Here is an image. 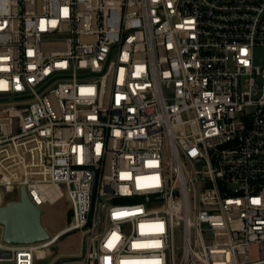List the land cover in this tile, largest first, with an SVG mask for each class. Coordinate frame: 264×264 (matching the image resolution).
<instances>
[{
  "label": "built area",
  "instance_id": "2783aa9c",
  "mask_svg": "<svg viewBox=\"0 0 264 264\" xmlns=\"http://www.w3.org/2000/svg\"><path fill=\"white\" fill-rule=\"evenodd\" d=\"M258 45L264 0H0V208L73 211L0 264H264Z\"/></svg>",
  "mask_w": 264,
  "mask_h": 264
},
{
  "label": "rangeland",
  "instance_id": "374dc122",
  "mask_svg": "<svg viewBox=\"0 0 264 264\" xmlns=\"http://www.w3.org/2000/svg\"><path fill=\"white\" fill-rule=\"evenodd\" d=\"M254 63L264 68V46L254 48ZM11 198L17 197L15 192L9 191ZM43 211L42 221L48 232L53 235L66 228L71 221L73 211L67 196L55 203L45 202L41 205ZM86 231L77 230L64 235L59 241L50 247L48 256L38 260L36 264H57L62 259L79 258L83 254ZM252 259L258 257L256 245L251 247Z\"/></svg>",
  "mask_w": 264,
  "mask_h": 264
},
{
  "label": "water",
  "instance_id": "95a60500",
  "mask_svg": "<svg viewBox=\"0 0 264 264\" xmlns=\"http://www.w3.org/2000/svg\"><path fill=\"white\" fill-rule=\"evenodd\" d=\"M43 211L29 198L26 186L19 200L9 201L0 208V224L5 227V241L12 244H32L50 238L42 221Z\"/></svg>",
  "mask_w": 264,
  "mask_h": 264
},
{
  "label": "snow or ice",
  "instance_id": "6c2138e0",
  "mask_svg": "<svg viewBox=\"0 0 264 264\" xmlns=\"http://www.w3.org/2000/svg\"><path fill=\"white\" fill-rule=\"evenodd\" d=\"M118 134V133H117ZM254 202H256V201H254Z\"/></svg>",
  "mask_w": 264,
  "mask_h": 264
}]
</instances>
